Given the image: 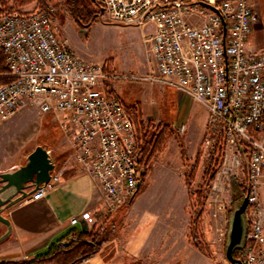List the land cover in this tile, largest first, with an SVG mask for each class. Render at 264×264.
<instances>
[{
  "label": "built area",
  "instance_id": "built-area-1",
  "mask_svg": "<svg viewBox=\"0 0 264 264\" xmlns=\"http://www.w3.org/2000/svg\"><path fill=\"white\" fill-rule=\"evenodd\" d=\"M97 1L111 23L141 30L155 62L156 72L145 77H120L172 87L206 108L210 126L217 124L222 157L210 191L221 194L246 167L247 235L240 260L264 264V51L247 47L259 22L252 0ZM56 25L54 8L0 16V50L13 79L0 85V126L35 104L50 114L71 138L82 172L100 183L105 210L112 214L130 202L141 180L137 132L125 105L103 87L116 74L76 53ZM59 182L52 175L31 200L43 198Z\"/></svg>",
  "mask_w": 264,
  "mask_h": 264
},
{
  "label": "crops",
  "instance_id": "crops-1",
  "mask_svg": "<svg viewBox=\"0 0 264 264\" xmlns=\"http://www.w3.org/2000/svg\"><path fill=\"white\" fill-rule=\"evenodd\" d=\"M256 1L262 8V0H252L255 9L258 8ZM261 27V22L255 25L247 46L249 51H264ZM150 72H156L153 58L144 75ZM116 76L118 79L123 75ZM134 83L133 91L113 85L108 93L115 95L125 106L139 102L145 121L171 124L182 131L189 161L183 162L181 150L174 149L172 137H169L166 148L148 165L143 183L140 182V189L129 204L108 214L100 183L82 172L73 157L71 138L56 130L53 132L55 150L48 152L55 163L52 175L59 176L60 182L43 198L31 200L30 194L8 210L6 217L12 232L0 242L1 261H30L72 231L89 233L110 223L114 224L113 236L95 256L82 264H143L146 259V263L152 264L148 260L150 255L171 251L172 260L166 258L163 264H184V253H193L188 239L190 215L186 209L190 196L185 170L192 159L195 161L201 143L208 135V111L172 87L146 79ZM5 123L1 125L2 132L9 125ZM169 145L173 147L172 152L168 150ZM31 151L4 152L0 155V172L23 165ZM260 193L264 203V183ZM74 217L78 218V223L72 225ZM227 226L222 233L225 236ZM7 232L8 227L1 224L0 238ZM189 261V264H195L193 260Z\"/></svg>",
  "mask_w": 264,
  "mask_h": 264
},
{
  "label": "rangeland",
  "instance_id": "rangeland-1",
  "mask_svg": "<svg viewBox=\"0 0 264 264\" xmlns=\"http://www.w3.org/2000/svg\"><path fill=\"white\" fill-rule=\"evenodd\" d=\"M19 1L20 0H11L10 8H12V10L3 12L2 14L15 11L28 13L39 9L54 8L59 37L67 39L71 48L85 60L103 65L105 71L108 73L134 77L146 76L144 73L152 62V56L146 51L139 28L113 24L106 19L102 11V15L98 17L88 29V32L84 34V27H80L73 20L63 0H35L25 7L18 6ZM215 2L220 3L222 0H215ZM261 2L263 3L262 8H260L261 6H259L256 1L258 5L256 12L259 16V22L262 24L259 32L264 42V0ZM134 82H141V79L115 78L105 81L103 87L107 92L113 89V85L119 88H131V91H133L136 86ZM108 89L110 90L108 91ZM135 104L140 105L139 102H133V104L126 105V107L130 108ZM144 122L149 136L160 130L158 127L160 124H166L163 122L157 124L154 121L145 120ZM5 124L9 125L4 127V132L0 130V155L4 154V152L13 150H20L22 153H28V151L34 150L39 145L46 147L48 151L53 153L56 144L54 141L56 137L53 135V132L56 130L62 132L53 117L50 114H43L37 104L29 109L18 112L15 116L6 121ZM168 125H170L172 130V134H170L169 137H172L174 149H180L182 153V147L180 145L182 144L186 157L187 151L184 145L185 142L182 131L175 129L171 124ZM137 133L139 135L138 131ZM208 135L203 139L198 150V152L200 151L201 153V161L195 173L191 188H188L190 200L186 213L190 215L188 239L193 248V253H184V264H189V260H193L195 264H231L225 255L227 234L225 236L222 233L224 232V227L228 225L230 215L241 201L235 204L232 203L230 182L226 183L221 194L219 192H211L209 185L206 184L205 175L209 165V152L213 146L210 134L208 133ZM168 138L164 149L166 148ZM172 144L170 145L172 146ZM170 145L168 150L172 152L173 147L170 148ZM217 157L221 162L222 155L220 157L219 152L215 155V158ZM188 161L189 159L184 160L183 158L185 164ZM193 163L194 159H192V163L188 164L185 170V181L186 175H190L192 172ZM141 168L143 169V167ZM235 178L238 179L240 185L245 186L247 189L248 177L245 166L239 171L238 176ZM262 183H264V177L262 178ZM199 188L203 189L202 196L206 199L200 221V239L198 240L200 245L203 243L201 246L202 248L195 245L196 243H194L190 237L192 206L197 200ZM205 247H207V249ZM205 249L208 250L210 254H207V252L204 251ZM172 253V251L155 253L150 255L148 260L152 262V264H163L166 258L172 260ZM197 256H200L199 260ZM150 259H152V261ZM145 261L143 264H148Z\"/></svg>",
  "mask_w": 264,
  "mask_h": 264
},
{
  "label": "trees",
  "instance_id": "trees-1",
  "mask_svg": "<svg viewBox=\"0 0 264 264\" xmlns=\"http://www.w3.org/2000/svg\"><path fill=\"white\" fill-rule=\"evenodd\" d=\"M11 0H0V15L3 12L12 10L10 8ZM35 0H20L18 6L25 7ZM71 17L80 26L84 28H90L92 24L102 15V7L96 0H63ZM12 77L8 73V68L5 64V57L0 50V85L10 83ZM126 107V106H125ZM126 111L132 119L137 133L138 153L140 157V166L143 167V174L140 182L146 176L147 167L150 162L157 157L164 149L167 138L172 134L170 125L160 124L158 127L160 130L149 136L145 122L143 120V114L139 104H135L132 107H126ZM150 125V123H149ZM208 133L213 141V146L209 152L206 172V184L214 180L217 169L220 165L219 158H215V155L219 152V156L222 155V136L219 132L217 124L209 126ZM182 155L184 160L185 150L182 144ZM201 161L200 151L197 153L196 159L192 166V172L190 175H186V184L188 188H191V184L194 181V176L197 171L198 165ZM231 185V199L232 203H239L246 195L247 189L245 186L240 185L237 178L232 177L230 180ZM203 189L199 188L197 192V200L193 203V210L191 216V231L190 237L196 243L195 245L201 247L198 240L200 239V221L203 213V206L205 205V198L202 196ZM129 204V202L127 203ZM114 224H102L101 226L94 228L91 232L85 233L80 231H72L69 236L62 238L56 243L52 244L45 252L37 255L34 259L25 262L24 264H82L95 256L114 234ZM61 244H65L63 247ZM202 248V247H201ZM207 249V247H205ZM204 250L207 254H210L208 250ZM234 256L236 259H240V250L235 251Z\"/></svg>",
  "mask_w": 264,
  "mask_h": 264
},
{
  "label": "water",
  "instance_id": "water-1",
  "mask_svg": "<svg viewBox=\"0 0 264 264\" xmlns=\"http://www.w3.org/2000/svg\"><path fill=\"white\" fill-rule=\"evenodd\" d=\"M200 4L217 12V8L211 4L203 1ZM54 171L55 163L48 149L39 145L27 156L23 165L9 171L0 172V225L4 224L8 227V232L0 238V242L12 232L10 220L6 217L8 210L32 194L40 185L47 184L51 180ZM139 189L140 182L137 191ZM247 207L248 194L246 193L228 219L225 255L231 264H242L240 259L235 258L234 253L243 247L247 235Z\"/></svg>",
  "mask_w": 264,
  "mask_h": 264
}]
</instances>
